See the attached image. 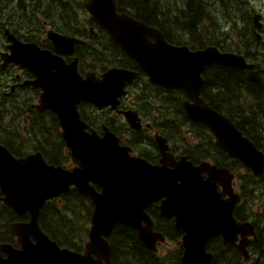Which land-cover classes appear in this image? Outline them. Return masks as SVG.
<instances>
[{
  "label": "water",
  "instance_id": "obj_1",
  "mask_svg": "<svg viewBox=\"0 0 264 264\" xmlns=\"http://www.w3.org/2000/svg\"><path fill=\"white\" fill-rule=\"evenodd\" d=\"M116 5V0L85 1L95 23L137 61L150 82L167 90L184 91L191 100L184 102L188 118L208 126L218 148L260 178L264 174V153L200 96L202 73L207 66L218 62L246 68L245 60L222 54L216 48L191 52L187 47L173 46L161 31L118 13ZM258 16L255 15V21ZM9 39L12 53L6 62L18 63L36 75L31 85L41 91V96L35 109L56 115L76 166L66 169L50 165L41 153L16 159L0 145L1 200L19 216L30 217L27 223L11 225L20 248L1 244L0 264H112L108 240L118 225L134 229L142 244L156 253L158 242H165L166 238L154 230L147 209L159 202L160 215L174 219L175 229L182 237L181 264H213L207 244L215 237H223L224 244L238 242L245 261L250 259L248 245L250 237L255 236L254 227L234 217L241 196L234 192V174L228 168L208 163L196 167L187 157L175 160L168 152L167 140L158 136L161 166L150 165L144 159L132 157L131 149L120 146L108 128L102 137L95 131L88 132L79 105L86 102L99 110L110 107L117 111L119 99L127 95L126 87L132 84L136 72L113 68L101 77L89 75L84 80L76 63L66 65L57 56L41 52L34 43L23 44L11 36ZM50 39L58 53H71L79 42L57 34H50ZM124 114L132 128H141L136 114ZM205 172L208 179H204ZM94 185L102 189L101 193ZM72 187L91 199L94 206L84 254L61 249L39 225L45 204Z\"/></svg>",
  "mask_w": 264,
  "mask_h": 264
},
{
  "label": "flooded vegetation",
  "instance_id": "obj_2",
  "mask_svg": "<svg viewBox=\"0 0 264 264\" xmlns=\"http://www.w3.org/2000/svg\"><path fill=\"white\" fill-rule=\"evenodd\" d=\"M13 1L15 0H0V103L5 99L7 104H12L17 108V103L20 102V100L26 99L20 103H24L30 108L29 116H33L31 122H33V118L42 119L43 127H35L33 125L30 127L26 125V128L24 129L23 127L21 129L22 131L18 134L16 131H13L11 137L8 136L7 131L0 127V145L5 146L16 159L25 158L31 154L41 153L48 163L41 149L49 150L47 145H45L44 138L48 137L50 134L51 123L48 114L51 116L52 114L49 112L41 114L34 108L39 102L41 95V91L31 85V83L36 80V75L23 68L18 63L6 62V58L11 55V49L9 47L12 42L9 36L22 41L23 44H36L41 52H49L53 56H57L66 65L76 63L78 73L84 80L87 79L89 75L101 77L106 71L112 68H126L136 72L138 77L132 82V85L126 87L128 94L120 99L119 110L135 111L136 103H142V100H139L140 93L138 88L141 85L145 86L149 83H146L148 82L147 78L143 77L145 73L141 70L137 62L128 56V54H126L104 30L95 24L94 19L84 7L86 0H52L51 3L47 4L44 12H42L38 6H35V9H32L31 15L32 18L37 17L40 20L41 23L37 27H32L29 24L23 23L15 16L7 18L11 15L6 11L10 8ZM202 1L203 0H187L185 2V4L190 2L194 8L198 9L196 11L199 13L197 18L189 21V24L184 22V16L181 14L164 13L165 5L162 6L160 2L155 3L154 1V4H157L156 8L159 9V13L156 14L155 17V23L162 26L167 18H172V21L175 20L176 23L183 25L184 28H187V25H189V31L191 32H198L201 24L202 31H199V34L203 35L201 38L194 37L187 43L181 39L174 26V32L170 37L172 41H170L168 37L167 39L177 47L184 46L183 42H185L192 51L205 50L208 47H212L216 48L222 54H233L243 58L248 66L246 68H236L228 64L217 62L207 66L203 74H207L208 70L212 72L214 69L211 68L216 65H226L233 69L243 71L246 79L251 76L256 77L254 79L259 80L261 86L257 90H262L264 93V7H255V0H218L219 3L217 4L216 10L211 14L209 7L204 9ZM37 4L38 3H35V5ZM28 9L29 8L26 10L28 11ZM117 10L120 12L122 9L118 8ZM40 15H42V18H40ZM255 15H259L257 21L254 19ZM132 16L138 21L141 20L134 15ZM212 22H214V24H212ZM50 34L70 37L79 42L74 44L71 53H68L66 50L58 53L54 46V41L50 39ZM193 35L197 34H192L190 36ZM107 41L110 43H108L107 48H105L101 44ZM206 81L207 78L203 85L206 84ZM155 90L161 94H163V92H178L176 90H164L158 86H156ZM257 90L253 92L252 87L238 90L234 89L232 90V99L234 98L240 109H243L249 102H252V107H255L257 106V101L254 93H258ZM206 92L207 95L210 93V87L206 88ZM21 94L22 97L20 99ZM261 97L264 98V95H261ZM203 98L209 105L211 102H214L211 98L207 99L204 96ZM186 99L187 97L185 96V100ZM84 104V110L94 108L92 104L83 102L79 106V109ZM220 106L225 107L222 103H220ZM212 108L222 116L228 118L230 122L242 132L238 125L239 121L235 118L238 117V114L234 115L227 110L219 111L217 106ZM105 111H111V113L114 112L118 115L115 122L106 125L118 136L121 145L130 147L133 155H140L146 158L151 164L158 165L160 163L161 155L155 142V136L161 134L156 131L151 121L145 119V117H148L150 120L158 123L161 118L159 111L156 110L155 113H151L148 109L144 108L137 110L136 114L142 121V128L138 131L130 127L129 124H122V122L125 121V117L122 114H118L110 108H105L99 112L106 114L107 112ZM257 112L258 111H256V113ZM100 121L101 120L97 118V122ZM248 122L247 119L245 120V118L242 117V124L250 125ZM35 129H38V131L36 132ZM29 130L32 131V133L29 132ZM41 132L44 134L42 136L43 140L37 141L39 137L38 133ZM252 132L258 145L262 148L261 150L264 151V132H257L254 126L252 127ZM137 133H143V139L140 140L139 137L135 136ZM146 137L152 142H148ZM215 141L216 139L211 132L207 131L203 141V147L206 150V159L192 162L195 166L200 165L202 162H206L218 168L225 167L224 164L226 159L221 154L222 152L220 153ZM196 143L199 142L196 141ZM168 144L170 153L178 159L180 153L177 151V146L174 147V143L169 140ZM208 178L209 174L205 172L204 179ZM234 189L235 192L241 195L243 201V185L238 182L237 177L234 181ZM251 192L254 194L258 193L255 188H253ZM255 198L256 201L254 203L257 205V210H260L261 201H259L257 195H255ZM258 218V223L254 225L255 236H251L250 238V240L252 239L250 244L252 254L248 264H256V249H251V246L254 240H258L259 231L263 228L262 226H264V212L259 214ZM213 241H217L222 247L228 246L223 243V239L220 237ZM232 247L239 249L238 243L232 244Z\"/></svg>",
  "mask_w": 264,
  "mask_h": 264
},
{
  "label": "trees",
  "instance_id": "obj_3",
  "mask_svg": "<svg viewBox=\"0 0 264 264\" xmlns=\"http://www.w3.org/2000/svg\"><path fill=\"white\" fill-rule=\"evenodd\" d=\"M154 1L155 3L160 2L162 6L164 5L161 0H117V3L118 8L122 9L120 13H126L130 16L134 15L149 26L161 29V27L155 23V17L156 14L159 13V9L156 8L157 4L155 5ZM166 9L167 6L165 5L164 11L167 12ZM196 10L198 9L194 8L190 2L184 5L180 14L184 16V22L186 24H189V20L191 21L198 17L199 13ZM187 28L189 29L190 26L187 25ZM169 40L172 41L170 38ZM108 43L110 42L107 41L101 45L107 48ZM211 69L214 70L212 72L208 70L207 74H203L204 79L207 78V81L201 90L202 97L204 96L207 99L211 98L214 102H211L210 105L212 107L217 106L219 111L227 110L234 115L238 114V117L235 118L239 121L238 125L243 134L250 138L259 149H262L258 145L252 132L253 126L257 132H264V98L261 97L264 93L262 90H257L261 87L259 80L254 79L256 77L253 76L246 79L243 71L233 69L226 65H216ZM143 77L146 78L145 74H143ZM208 87H210V93L207 95L206 88ZM248 87H252L253 92L255 90L258 92L254 93L257 106L252 107V102H249L243 109H240L234 98L232 99V90ZM155 88L156 86L151 84L139 86V100H142V104L146 105L149 111L153 106H156V110L161 114L159 122L165 126L161 132L171 139L170 142L179 143L181 146L180 154L187 156L191 161L195 162L199 159H204V153H206L203 147L205 128L203 125L196 123L192 124L193 122L190 123V120L187 118L183 108L185 94L182 91L174 93L163 92V94H161L156 91ZM4 102L5 99H3L0 104V126L5 125V119H8L9 124L22 126V121L15 123L17 119L14 118L15 116L13 115L17 114L22 103L18 102L16 108ZM220 103L225 107L220 106ZM84 106L85 104L80 107L82 118L85 121L87 120L91 125H98V117L102 118L107 125H109L108 123L111 124L115 122L117 118L115 113H111V111H105L107 113L102 114L94 108L84 110ZM256 111L258 112L256 113ZM23 112L29 114L27 110L22 109L20 111L21 114ZM48 115L52 120L50 141L45 143L49 150L42 148V153L49 164L54 166H69L70 152L60 134L59 123L54 115ZM242 117H244L245 120L247 119L250 125L242 124ZM36 122L42 123L43 121L41 122L38 120ZM157 125L160 126V124ZM184 130L188 132V137L186 139L183 137ZM14 131L18 134L22 130L17 126ZM29 132L31 131L29 130ZM7 133L8 136L11 137L12 132L7 131ZM43 135V132L38 133L39 137L37 141H42ZM135 136L139 137L140 140L143 139V133H137ZM146 138L148 142H152L148 137ZM194 139L199 141L198 145L193 144ZM175 146L176 144L174 147ZM221 154L226 159L224 164L226 167L236 171L243 170L238 178L243 185L242 191L244 197L243 202L234 212L235 216L241 223L251 221L253 225H256L259 220L258 215L264 212V175L261 179L255 180L252 172L243 167L239 161L229 159L224 153ZM252 186L258 187V189L256 188L257 194L251 193ZM255 195H257L259 201H261L260 210H255L253 207L256 201ZM1 196L0 194V198ZM92 211L93 209L91 208L90 201L81 196L76 189H71L60 198L48 201L45 204L40 213L39 223L43 232L53 241L57 242L60 247L81 252L84 250V244L87 242ZM148 213L154 219V229L156 231L163 233L168 241H180L179 235L175 231L174 223L170 224L168 221L161 219L159 213L153 211V206L148 209ZM21 220L22 217L0 201V245L11 244L16 247V239L11 232V225L15 222H21ZM256 240L253 241L251 246V249L256 248L257 250L255 262L258 256H260L261 259L264 257V231H262V229L258 234V240L263 241V243L259 244V248ZM109 243L111 246L112 264H181L183 250L179 249L167 255H162L160 251L156 253L150 251L139 240L137 232L130 227L117 226L109 238ZM207 251L213 255V264H245L240 250L232 247V245L222 247L217 241L212 240L207 245ZM249 253L252 254L250 246Z\"/></svg>",
  "mask_w": 264,
  "mask_h": 264
},
{
  "label": "rangeland",
  "instance_id": "obj_4",
  "mask_svg": "<svg viewBox=\"0 0 264 264\" xmlns=\"http://www.w3.org/2000/svg\"><path fill=\"white\" fill-rule=\"evenodd\" d=\"M161 1L164 3V5L167 6L166 10H167V12L169 14L180 15V11L183 9L184 4H185V2L187 0H161ZM51 2H52V0H15V1H13L12 5L10 6V8L6 11L8 14L11 15V16H8L7 18L15 16L16 18H18V20H21L23 23L29 24L32 27H37L41 22H40V20L37 17L32 18V15H31L32 9H35V6H38V8L42 12H44L46 10L47 4L51 3ZM35 3H38V4L35 5ZM202 3L204 5L203 6L204 9L209 7V11L212 14L216 10V7H217V4L219 3V1L218 0H203ZM254 5H255V7L263 8L264 7V0H255L254 1ZM27 8H29L28 11L26 10ZM40 18H42V15H40ZM212 24H214V22H212ZM175 27H176L181 39H183V40L190 41L194 37H199V38L203 37V35L199 34V31H202V25L201 24H200V30L198 32L197 31L196 32H191V31H189V29L184 28L183 25H181L179 23H176ZM192 34H197V35L190 36ZM21 97H22V94L20 95V99H21ZM25 100H20V102L25 101ZM10 106H14V105L10 104ZM140 108L147 109V106L142 104V103H136L135 111H133V110H130V111L133 112V113H136V111L139 110ZM22 109L27 110L28 113H29V107L26 104L22 103V106H21L20 110L17 112V114H13L15 116L14 118L17 119V121L15 123H19L20 121H22L23 122L22 126L15 125V124H9L8 119L7 120L5 119V125H1L0 127L3 128L5 131H8V132H13L15 127H17V126L20 127V129H22L23 127L25 129L26 125H28L30 127H32V125L35 126V127H39V126L42 127V125H43V122H42L43 120L42 119H35L34 118L33 122H31V119H32L33 116H29V114H26L25 112H23L21 114L20 111ZM155 111H156V106H153L151 108L150 112L151 113H155ZM26 120H27V122H26ZM38 120L41 121L42 123L36 122ZM150 121L153 123L154 128L156 129V131L159 132L162 135L161 130L165 126L162 125L159 122L155 123L153 120H150ZM51 122H52V120L50 119V123ZM190 123H192V122L190 121ZM157 124H160V126H158ZM192 124H194V123H192ZM35 130H36V132L38 131V129H35ZM31 133H32V131H31ZM50 134L48 135V137L44 138L45 143H48V141H50V137H51ZM183 137L186 139L187 135L184 134ZM70 165H71V161H70ZM69 168H72V166H70ZM161 204H162V202L154 204L153 205V211H155L156 213H160ZM253 207H254L255 210H257V205H253ZM21 221L24 222V223L29 222L30 221L29 215L23 216ZM171 221H172V223L175 224V220L174 219H171ZM179 238L181 239L180 236H179ZM180 241L179 242L178 241H168L166 244L162 245L160 247L161 254L162 255H167V254H169V253H171L173 251H176V250H179V249L182 250V246L180 245ZM256 242H257L258 248H259V244L263 243V241H261V240H256ZM253 249H256V248H253ZM256 255H257V252H256ZM263 259H264V257L261 259V257L258 256L256 264H262Z\"/></svg>",
  "mask_w": 264,
  "mask_h": 264
},
{
  "label": "bare ground",
  "instance_id": "obj_5",
  "mask_svg": "<svg viewBox=\"0 0 264 264\" xmlns=\"http://www.w3.org/2000/svg\"><path fill=\"white\" fill-rule=\"evenodd\" d=\"M70 6V5H69ZM89 37V36H88ZM86 40V39H85ZM86 42H89V41H86ZM91 42V41H90ZM179 98V97H178ZM182 98H184V97H182ZM173 100V99H172ZM172 103V102H171ZM174 104V103H173ZM180 105V104H179ZM148 210V209H147ZM262 231H264V226H263V228H262Z\"/></svg>",
  "mask_w": 264,
  "mask_h": 264
}]
</instances>
